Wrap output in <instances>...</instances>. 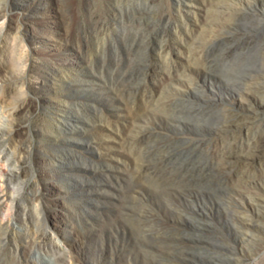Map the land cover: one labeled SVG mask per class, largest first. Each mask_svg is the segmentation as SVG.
<instances>
[{"label": "rangeland", "instance_id": "rangeland-1", "mask_svg": "<svg viewBox=\"0 0 264 264\" xmlns=\"http://www.w3.org/2000/svg\"><path fill=\"white\" fill-rule=\"evenodd\" d=\"M204 1L190 34L249 29L202 50L178 0H0V264H264V149L221 157L264 134V0Z\"/></svg>", "mask_w": 264, "mask_h": 264}, {"label": "bare ground", "instance_id": "bare-ground-1", "mask_svg": "<svg viewBox=\"0 0 264 264\" xmlns=\"http://www.w3.org/2000/svg\"><path fill=\"white\" fill-rule=\"evenodd\" d=\"M245 1L247 2V4L251 3V1H249V0H245ZM177 4H178V12H179L180 18L182 20V25L184 27H186V32L188 31L187 33L189 35H191L193 38L198 40L199 45L202 47V50H206V49H210V48L212 49L213 44L215 42H217V40H219L221 38H225L226 33L232 27H234V28L235 27L236 28L241 27L245 31H247L249 29L245 24H239L238 22L235 21V15L238 14L239 11L238 12H232L231 15L228 16L227 18H220L218 15H206L203 19L198 18L195 20V24H197V28H198V34L194 36V34H190V32H189L190 27L188 26V22L183 15V12L184 13L191 12L189 6H191L193 4L192 0H178ZM204 4H205L204 9L206 12L215 13V14L220 12L222 10V8H224L226 6L225 0H205ZM193 14H195V13H193ZM3 16L4 15L2 14V12H0V21L3 20ZM175 29H177V28H175ZM221 41H224V40L221 39ZM222 55H224V54H222ZM198 60L202 64V66H204V67H207L208 64L212 62V60L209 59V57L207 55L198 56ZM168 67H169V65H168ZM8 68H9V66L7 65V63H5L3 60H0V70L7 72ZM246 74H248V73L246 72L243 75H246ZM185 75H186L185 69H179V68L171 65L169 68H167V69L165 68V69L161 70V72L158 75L159 76L158 81L155 84H157L159 86V89H163V90L165 88H167L166 90H171L174 87V91L169 93V95H170L169 101H171V102L179 101L180 103H182L184 105V107L193 108L196 105H198V103L200 102L199 98L202 97V95H196L195 92H192V91L182 92V91H180V89H178L177 86L182 85L181 83L186 82V83L192 84V82H190L188 79L189 77L188 78L183 77ZM228 75H233L234 77H237L236 79H241V77H242L239 75L238 76L234 75V70H231L230 72H228ZM249 76H250V74H249ZM231 85H235V84L231 83ZM6 98H8V96ZM7 101H9V100L7 99ZM3 104L5 105L4 102H3ZM170 104H172V103H170ZM21 111H23V107H21V105L13 112L8 111L10 113L9 114V117H10L9 120H11V118H13V116H14V118L17 117V115ZM263 131H264V129H263ZM250 143L251 142H249V144ZM263 149H264V134L261 136V138L255 144L253 143L252 145L245 146L240 151H232L229 153L222 154L221 157H222V160H224L222 162V164L231 163L233 161L232 157H239L240 155H247V154H253L254 155V153L262 151ZM6 156L7 155L1 156L3 161L4 160L7 161L8 156L7 157ZM217 164H218V162H217ZM10 174H11V169H8L6 166H4V163L0 160V194L1 195L4 194V191H6V188L8 187V181L10 180ZM245 224H253V222H250V223L246 222ZM246 230H247V228H246ZM249 231H251V230H249Z\"/></svg>", "mask_w": 264, "mask_h": 264}]
</instances>
